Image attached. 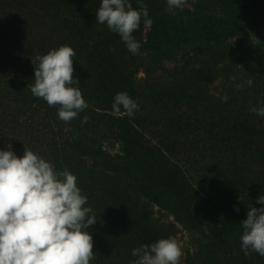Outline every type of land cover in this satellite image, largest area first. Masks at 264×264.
I'll return each instance as SVG.
<instances>
[{
  "label": "trees",
  "instance_id": "16d2710c",
  "mask_svg": "<svg viewBox=\"0 0 264 264\" xmlns=\"http://www.w3.org/2000/svg\"><path fill=\"white\" fill-rule=\"evenodd\" d=\"M101 2L0 0V150L26 148L77 177L97 220L90 264H130L133 249L177 239L154 206L196 234L186 264H264L240 247L247 211L264 207V118L250 111L264 107V46L229 44L264 27V0H212L176 15L166 0H142L153 23L133 33L140 55L96 22ZM63 45L76 52L89 105L70 123L28 87L36 57ZM218 78L223 98L210 93ZM119 92L139 105L133 117L113 114Z\"/></svg>",
  "mask_w": 264,
  "mask_h": 264
},
{
  "label": "clouds",
  "instance_id": "9594fccd",
  "mask_svg": "<svg viewBox=\"0 0 264 264\" xmlns=\"http://www.w3.org/2000/svg\"><path fill=\"white\" fill-rule=\"evenodd\" d=\"M137 2L139 10L130 0H102L95 14L96 22L118 34L133 55L141 54V44L133 33L142 22L146 29L153 23L142 0ZM166 3L168 14L176 15L197 0ZM75 56V50L67 45L37 56L34 82L28 86L34 97L58 107L57 115L65 123L89 107L73 75ZM246 84L251 87L253 81ZM137 111L139 105L127 92L114 96V115L133 117ZM250 111L264 118V107ZM87 121L88 117H83L82 123ZM7 148L0 150V264H90L96 255L88 229L97 220L93 209L85 206L88 198L78 187L77 177L67 169L57 171L31 150L24 148L23 156L17 157L11 145ZM256 203L264 205V195ZM241 226V251L245 256L256 253L264 257V207H250ZM131 255L136 259L130 264H180L184 253L181 243L170 236L141 245Z\"/></svg>",
  "mask_w": 264,
  "mask_h": 264
},
{
  "label": "rangeland",
  "instance_id": "374dc122",
  "mask_svg": "<svg viewBox=\"0 0 264 264\" xmlns=\"http://www.w3.org/2000/svg\"><path fill=\"white\" fill-rule=\"evenodd\" d=\"M212 0H197V3L193 6L186 7L185 9L191 12L196 11L199 7H206L209 6ZM247 5H250L252 0H241ZM189 4H191V0H189ZM148 29L145 30V33H147ZM229 44L234 48L237 46H244L251 50L257 49L259 47L264 46V27L260 30L252 33V34H244L240 36L233 37ZM244 64V63H243ZM241 64V66H243ZM138 79L144 78L145 74L144 72H139L137 75ZM210 93L215 95L216 97H224L222 89H221V79H214L210 85ZM108 147V150L112 154H116L120 151L121 147L116 144L112 145L109 144L106 145ZM154 211V218L156 220V223L158 225H170L175 228L177 232V240L181 243L182 251L184 255L181 258L180 264H186V259L189 253L192 252V245L194 239L197 237L195 233H192L186 229H184L180 224H178L175 220V218L170 215L167 211H164L163 209H160L158 206L153 207Z\"/></svg>",
  "mask_w": 264,
  "mask_h": 264
}]
</instances>
